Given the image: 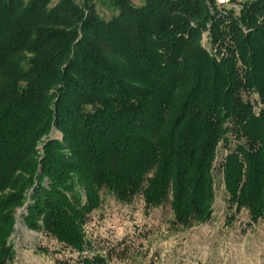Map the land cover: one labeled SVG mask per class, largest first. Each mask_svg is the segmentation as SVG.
Returning a JSON list of instances; mask_svg holds the SVG:
<instances>
[{"label": "trees", "instance_id": "trees-1", "mask_svg": "<svg viewBox=\"0 0 264 264\" xmlns=\"http://www.w3.org/2000/svg\"><path fill=\"white\" fill-rule=\"evenodd\" d=\"M52 3L0 0V264L25 206L28 228L77 255L56 264H105L85 229L104 192L169 204L191 229L213 215L217 171L231 207L264 221V0L231 16V42L214 36L221 60L201 45L208 0Z\"/></svg>", "mask_w": 264, "mask_h": 264}, {"label": "rangeland", "instance_id": "rangeland-1", "mask_svg": "<svg viewBox=\"0 0 264 264\" xmlns=\"http://www.w3.org/2000/svg\"><path fill=\"white\" fill-rule=\"evenodd\" d=\"M132 1L137 6L142 5V0ZM242 1L234 0L232 5L243 7L245 2L252 0ZM56 3L57 0H53L52 5ZM208 5L214 18L202 32L201 45L217 50V47L224 46L222 40H218V44L213 42L219 32H225V41L233 40L230 25L233 15L229 14L228 20L225 15L220 17L223 9L218 10L216 0H208ZM97 9L107 19L117 14L109 2L97 3ZM241 28L245 32L246 28ZM216 53L220 56L218 51ZM249 97L257 104L259 98L256 94ZM50 137L51 140H62L63 133L55 128ZM47 141L44 138L39 145L42 156ZM227 153V147L220 148L219 164ZM216 184L217 196L211 219L191 229L174 224L169 204L147 209L142 197L132 203H122L109 192H104L100 207L89 215L85 224L90 242L87 253L103 256L105 264H264V221L253 223L247 210L236 212L231 207L219 171L216 172ZM27 211L25 206L18 212L11 237L15 250L12 264H56L57 259L77 257L43 230L28 228L23 220Z\"/></svg>", "mask_w": 264, "mask_h": 264}, {"label": "built area", "instance_id": "built-area-1", "mask_svg": "<svg viewBox=\"0 0 264 264\" xmlns=\"http://www.w3.org/2000/svg\"><path fill=\"white\" fill-rule=\"evenodd\" d=\"M234 2V0H216V4L218 6V10H221L223 9V13L220 15L221 16H224L225 15V18L229 19V14H233V16L238 19V17L240 18V15H241V10H242V5L241 6H234L232 5V3ZM235 7V8H234ZM239 8V9H238ZM245 32L246 33H249V30L248 29H245ZM208 49V48H207ZM212 54H214L215 56L218 57L219 60H221L225 54V51L222 53V56H218L217 53H216V48L215 50L213 49H208Z\"/></svg>", "mask_w": 264, "mask_h": 264}, {"label": "crops", "instance_id": "crops-1", "mask_svg": "<svg viewBox=\"0 0 264 264\" xmlns=\"http://www.w3.org/2000/svg\"><path fill=\"white\" fill-rule=\"evenodd\" d=\"M239 1H242V0H239ZM243 2V1H242Z\"/></svg>", "mask_w": 264, "mask_h": 264}]
</instances>
